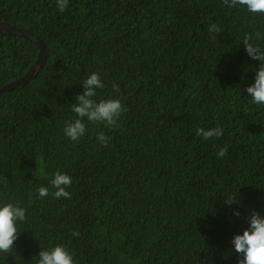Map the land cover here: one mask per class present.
<instances>
[{"label":"trees","instance_id":"obj_1","mask_svg":"<svg viewBox=\"0 0 264 264\" xmlns=\"http://www.w3.org/2000/svg\"><path fill=\"white\" fill-rule=\"evenodd\" d=\"M2 22L49 53L26 87L0 96V206L26 210L0 264H38L57 245L74 264H239L234 237L253 211L264 217V105L246 91L261 61L243 44L264 34V14L224 0H69L63 13L57 0H0ZM39 53L0 35V88ZM92 73L104 84L93 99H119L126 111L114 129L85 118L72 142L64 128ZM217 126L220 138L197 135ZM57 172L72 177L70 199L53 195Z\"/></svg>","mask_w":264,"mask_h":264},{"label":"clouds","instance_id":"obj_2","mask_svg":"<svg viewBox=\"0 0 264 264\" xmlns=\"http://www.w3.org/2000/svg\"><path fill=\"white\" fill-rule=\"evenodd\" d=\"M224 4L228 7L241 6L246 8L252 14H264V0H224ZM69 8V0H57V9L63 13ZM211 33H220L218 25L210 26ZM264 39V34L257 32L255 36L245 34L243 44L246 53L253 60L261 61V65L256 70L255 83L248 87L246 91L252 97V103L256 105H264V47L254 43ZM85 91L83 94L77 95V103L72 104V111L75 117L72 121L66 122L64 134L72 142H78L87 132L84 119L87 118L90 123H104L110 129L118 126V122L122 114L126 111L119 99H107L97 102L93 98L96 96L97 89L104 87L102 80L97 73H92L82 83ZM115 91H119L118 85H113ZM197 135L208 140L213 137L220 138L223 136V129L217 126L209 130L199 128ZM99 141L107 146L109 137L103 133L99 134ZM228 147H221L217 156L223 158L227 155ZM51 186L56 189L53 193L56 199L71 198V194L66 189L71 187L73 181L68 174L60 172L55 173L50 181ZM41 198L49 195L47 187L38 189ZM225 202L228 205L238 203V198H227ZM239 216V212H235ZM26 220V210L19 204L7 203L0 206V253H11L14 249L15 241L19 237L17 228L18 221ZM250 227L243 232V235H236L232 241L234 250L243 255V259L239 264H264V217L258 212L253 211L249 220ZM72 235L78 236L79 232H73ZM38 264H74L73 256L69 250L63 245H57L51 249H43L39 254Z\"/></svg>","mask_w":264,"mask_h":264},{"label":"water","instance_id":"obj_3","mask_svg":"<svg viewBox=\"0 0 264 264\" xmlns=\"http://www.w3.org/2000/svg\"><path fill=\"white\" fill-rule=\"evenodd\" d=\"M0 35L25 39L35 44L40 50L36 61L23 77L0 88V96H2L4 93L14 89L26 87L35 77H37L47 63L49 50L45 42L33 35L31 31L9 23H0Z\"/></svg>","mask_w":264,"mask_h":264}]
</instances>
